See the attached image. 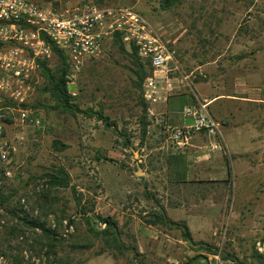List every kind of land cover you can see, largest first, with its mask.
Instances as JSON below:
<instances>
[{
    "label": "rangeland",
    "instance_id": "obj_1",
    "mask_svg": "<svg viewBox=\"0 0 264 264\" xmlns=\"http://www.w3.org/2000/svg\"><path fill=\"white\" fill-rule=\"evenodd\" d=\"M93 2L142 13L176 49L179 72L170 73L176 88L183 84L204 97H221L208 108L221 129L211 155L214 172L189 182L165 176V151L172 144L165 128L144 112L131 48L124 44L120 50L112 37L100 57L84 62L72 85L79 108L101 112L110 126L96 114L56 109L47 93L36 90L31 102L41 124L7 128L9 136L22 139L0 161L8 196L0 208V264L199 263L207 252L185 240L179 228L148 223L158 206L171 219L185 221L194 242L214 244L240 264L264 262V253L260 259L254 254L264 241V0H174L166 8L162 0ZM56 63L55 56L48 61L50 67ZM42 82L38 76L37 85ZM56 167L67 171L68 186L48 184L44 173ZM17 206L55 230L52 248L39 229L21 223ZM80 207L118 220L122 252L87 230Z\"/></svg>",
    "mask_w": 264,
    "mask_h": 264
},
{
    "label": "built area",
    "instance_id": "obj_2",
    "mask_svg": "<svg viewBox=\"0 0 264 264\" xmlns=\"http://www.w3.org/2000/svg\"><path fill=\"white\" fill-rule=\"evenodd\" d=\"M115 34L128 48L135 46L137 56L149 65L141 96L147 104L146 113L165 128L172 145L185 144L195 132L221 137L220 124L209 114L205 100L196 99L183 108L182 115L192 120L189 125L170 126L161 118L157 106L177 90L170 73L179 72V64L175 47L142 13L121 5L102 6L93 0L63 4L0 0V161L8 160L14 142L22 139L9 136L7 128L37 127L42 122L30 104L40 62L54 56L52 46L66 57L68 90L74 97L72 85L84 62L100 57L106 41ZM255 249L264 253V241H258ZM198 264H236V260L223 258L219 249L205 254Z\"/></svg>",
    "mask_w": 264,
    "mask_h": 264
},
{
    "label": "trees",
    "instance_id": "obj_3",
    "mask_svg": "<svg viewBox=\"0 0 264 264\" xmlns=\"http://www.w3.org/2000/svg\"><path fill=\"white\" fill-rule=\"evenodd\" d=\"M37 1L40 2L41 0ZM173 1L174 0H162V7H168ZM53 4L58 3L53 2ZM113 38H115L114 40L119 43L120 50L123 51L125 49L124 44L120 42L119 36L115 34ZM52 49L54 51V56L56 58L57 63L54 67H50L47 60L40 62L39 76L42 78L43 82L42 85L36 84L35 92L36 90H39L43 93H47L55 102L56 109H59L63 112H69L71 114H75L76 112H82L89 116L96 114L98 119L105 121L106 126H110L111 123L108 121V118L104 116L101 112H94L90 108L88 110H82L79 108V105L74 101V97L70 94L68 90L70 69L66 57L57 47L52 46ZM128 53L129 56L132 58V64L134 67H132V70L137 77L136 84L140 86L144 78L150 73L149 65L137 56L135 46H132L130 52ZM141 103L145 112L146 103L142 99ZM30 106L34 108L35 103H31ZM145 119L146 116L143 115L142 134H145L146 132L145 125L147 122ZM226 122V119L221 120V124H225ZM54 143L59 144L57 140H55ZM124 144L126 147L131 148L129 138L125 139ZM227 172L229 173V168ZM44 177L47 179L48 184L52 187H66L69 184V175L63 167H56L48 172H45ZM2 187L3 184L0 181V208L8 199V196L4 194ZM77 203L79 205V200H77ZM156 204L158 205V200H156ZM17 207L23 212V214L21 215H16V217L21 221V223L30 228L39 229L41 231L44 241H46V245L48 246V248H52L54 242L57 239L55 230L47 227L43 221L39 220L38 217L30 215L19 206ZM158 208L160 209L159 211L151 212L152 219L148 220L149 224L161 223L166 226L179 228L185 240L190 243L199 244L207 253L213 254L219 250L218 247L214 244L205 243L203 241L194 242L192 240L188 225L185 221L173 220L169 216H167L163 206H158ZM79 209L80 213L83 215L82 217L84 218L85 224L87 225V230L92 235L99 237L103 241L104 245H106L107 247H113L120 252L123 251L124 243L121 238L122 231L119 227L118 220L115 217L111 215H101L96 213L86 214V211L83 207H80ZM221 253L223 258H232L236 260L237 264L242 263L241 261L238 262L237 258L229 252L223 251ZM254 254L258 259L261 258V254H259L256 250H254ZM197 258L198 256H194V258L190 261L197 260ZM259 263L264 264V262L262 261H259Z\"/></svg>",
    "mask_w": 264,
    "mask_h": 264
},
{
    "label": "crops",
    "instance_id": "obj_4",
    "mask_svg": "<svg viewBox=\"0 0 264 264\" xmlns=\"http://www.w3.org/2000/svg\"><path fill=\"white\" fill-rule=\"evenodd\" d=\"M196 94L187 90L181 84L175 92L167 97L166 101L160 102L157 106L161 118L170 126L189 125L192 123V120L182 115V110L185 106L195 103L196 99H206L208 108L210 107L212 110V105L218 99H221L219 95H212L209 98L204 97L205 94L200 93V91L199 94ZM242 99L244 100L245 98L242 97ZM166 138L170 141L167 135ZM218 145L219 141L217 139L208 137L204 132L193 133L190 139L179 147L170 145L171 148L167 147L168 150L165 151L162 165L165 176L170 180L182 182H189V179L193 176H196L197 179H199L197 176L204 178L212 176L214 168L211 166V155L218 149ZM216 171H221L220 173L224 172L223 167L219 166ZM225 174L228 175V172H225ZM212 180L213 178H209L208 181Z\"/></svg>",
    "mask_w": 264,
    "mask_h": 264
},
{
    "label": "water",
    "instance_id": "obj_5",
    "mask_svg": "<svg viewBox=\"0 0 264 264\" xmlns=\"http://www.w3.org/2000/svg\"><path fill=\"white\" fill-rule=\"evenodd\" d=\"M138 175H142L144 172L140 169V167L138 166V170L136 172Z\"/></svg>",
    "mask_w": 264,
    "mask_h": 264
}]
</instances>
